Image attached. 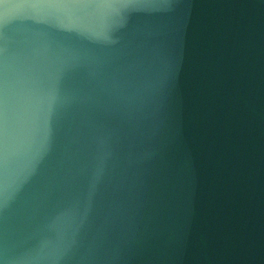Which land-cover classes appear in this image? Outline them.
Returning <instances> with one entry per match:
<instances>
[{
  "label": "water",
  "instance_id": "1",
  "mask_svg": "<svg viewBox=\"0 0 264 264\" xmlns=\"http://www.w3.org/2000/svg\"><path fill=\"white\" fill-rule=\"evenodd\" d=\"M0 264H264V0H0Z\"/></svg>",
  "mask_w": 264,
  "mask_h": 264
}]
</instances>
